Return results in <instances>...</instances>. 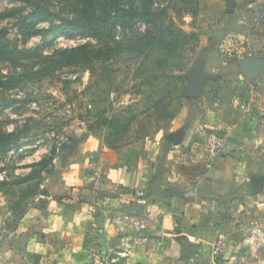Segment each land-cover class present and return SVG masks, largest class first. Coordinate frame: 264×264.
Wrapping results in <instances>:
<instances>
[{"label": "rangeland", "instance_id": "374dc122", "mask_svg": "<svg viewBox=\"0 0 264 264\" xmlns=\"http://www.w3.org/2000/svg\"><path fill=\"white\" fill-rule=\"evenodd\" d=\"M84 1L0 3V45L21 52L17 61L0 60V80H8L11 85L0 86V133L25 131L11 152L0 154V257L5 264L18 251L23 254L14 248L34 231L29 225L35 209L58 203L61 195L72 196L71 191H60V177L73 156L89 155L94 147L99 154L114 146L124 151L136 145H141L149 156L157 145L159 150L164 146L166 135L185 123L181 95L191 71H204V63L212 72L219 67L231 74L236 65L231 61L264 57V0H155L153 8H168V25L172 22L185 33H196L197 39L181 50L138 56L125 51L123 45L144 34L147 25L139 20L119 19L112 34L115 39L109 40L115 48L114 56H105L90 65L64 67L50 75H36V71L51 66L49 58L63 49L90 44L94 51H110L105 40L82 37L65 28L54 34H33L35 28H49L52 21L60 25L58 18L77 17ZM250 4L259 15L246 25L245 11L252 10H247ZM97 5L105 7L103 0H97ZM193 10L198 14L194 15ZM48 12L57 18L37 21ZM233 18L243 23V30L227 28ZM255 81H260L256 85L264 90V74L250 83ZM111 120L124 124L125 130L118 133L107 126ZM66 150L69 154L62 157ZM40 171L41 176L39 173L29 178ZM39 183L37 194L32 195ZM225 205L233 222L236 217L242 220L245 239L264 237V212L258 213V207L264 206V194L247 191ZM260 241L256 250L247 245L236 252L233 244H229V250L232 256L244 253L252 255L257 264H264V241Z\"/></svg>", "mask_w": 264, "mask_h": 264}, {"label": "crops", "instance_id": "0c3cea01", "mask_svg": "<svg viewBox=\"0 0 264 264\" xmlns=\"http://www.w3.org/2000/svg\"><path fill=\"white\" fill-rule=\"evenodd\" d=\"M247 8H252L245 11L249 25L259 11L253 4ZM234 66L231 72L240 78L219 81L213 73L230 71L218 67L212 72L203 65L214 79L206 81L197 102L203 112L199 125L185 129V141L172 144L166 158L158 145L149 156L141 145L99 154L94 147L89 155L73 156L60 177V191L72 196L61 195V202L35 209L29 225L34 231L14 248L23 254L18 251L6 264H234L231 257L237 264H257L252 255L232 256L229 244L236 252L247 245L256 250L264 237L245 239L242 220L235 216L233 222L225 204L249 192L246 185L253 175H264V90L256 85L260 81L250 83ZM208 134L227 141L215 159L202 151ZM164 159L167 176L156 180L152 192L149 181ZM164 181L193 190L188 196L171 191L167 199L157 190ZM258 208L264 212L263 205ZM219 235L225 236L228 248L224 256L215 257ZM4 260L0 257V264Z\"/></svg>", "mask_w": 264, "mask_h": 264}, {"label": "trees", "instance_id": "16d2710c", "mask_svg": "<svg viewBox=\"0 0 264 264\" xmlns=\"http://www.w3.org/2000/svg\"><path fill=\"white\" fill-rule=\"evenodd\" d=\"M5 0H0V3ZM10 1H25V0H10ZM105 7H99L97 5V0H85L79 5L78 16L74 18H58L60 20V25H56L51 22L49 28H40L33 31V34L38 35H48L54 34L62 28L72 30L76 34L81 35L82 37L99 39L102 42L105 40V44L108 47V50L99 49L94 51L91 49L90 44L79 45L70 49H63L59 51L54 57L49 58L51 66L42 68L36 71V75H50L52 72L59 70L64 67L77 66V65H90L96 60L101 59L105 56L108 58L114 56L115 48L110 46L109 40L115 39L112 34L114 30L118 27L119 19H130V20H139L145 25H147V30L144 34H141L136 40L130 41L127 45H123L124 50L130 53H134L138 56H145V54L154 53V52H165L170 53L173 51L181 50L189 46L192 41L197 39L196 33H185L182 29H178L171 22L170 25L166 23L168 18V8H153L155 0H103ZM194 15H197L198 12L192 11ZM246 14V12H245ZM53 18H57L53 13H45V16H39L37 21L50 22ZM231 23L227 28L234 31L243 30V23L239 22L237 19H230ZM245 21L250 20L244 18ZM244 21V24H245ZM58 28V29H57ZM165 31V32H164ZM215 38V37H214ZM121 45V44H119ZM216 45V44H215ZM213 45V46H215ZM213 50H211L212 52ZM21 52L17 48L14 50H9L4 46L0 45V60L7 59L9 61L19 60ZM232 63L236 62V67H238L237 59L231 61ZM204 65V63H202ZM238 69H236L237 71ZM217 72V71H216ZM239 72V70H238ZM235 74L234 72L231 75ZM231 75L218 74L216 75L219 78V81L232 77ZM182 80H187L185 77H180ZM0 86L9 87L10 81L0 80ZM199 99H183L181 98L182 108L185 110L184 120L185 129L188 131L192 130L198 120L202 116L203 112L199 110L197 102ZM107 126L113 129H117L118 133H121L125 130V125L115 121H107ZM25 131L17 130L9 133H0V154H7L12 151L15 144L19 141L22 134ZM117 149L115 146L111 147ZM172 144L165 140V144L162 147L161 155L166 158L168 152L171 150ZM64 157V156H62ZM66 157V156H65ZM165 162V159L162 163ZM44 163V162H42ZM162 166V165H161ZM40 173V174H39ZM168 170L166 168V163L163 164L159 173L152 177L149 181V189L153 192L155 189L156 180H160L167 176ZM41 176L40 172H34L30 175L29 178L34 175ZM162 187H157L158 191H162L160 194H163L165 198L169 199L170 192L175 191V193H182L188 196L191 194L192 190L190 187H185L183 185H178L168 181L162 182ZM37 187L36 191H33L32 195H36L38 192ZM248 190H252V183H247ZM250 188V189H249ZM84 200V199H83ZM83 202H86L83 201ZM24 214V213H22ZM23 216L20 215L19 219H22Z\"/></svg>", "mask_w": 264, "mask_h": 264}, {"label": "water", "instance_id": "95a60500", "mask_svg": "<svg viewBox=\"0 0 264 264\" xmlns=\"http://www.w3.org/2000/svg\"><path fill=\"white\" fill-rule=\"evenodd\" d=\"M214 36L220 37L221 34L215 33ZM238 67L241 75L249 82L257 76L264 74V60L261 58L248 57L240 59L238 61ZM201 68H199V70ZM201 70L198 71V69H195L189 74L187 84L181 95L183 99H199L202 96L203 87L206 81L214 79L205 70ZM185 138L186 130L184 127L165 136V139L174 146H180L185 141ZM68 151H62L61 155H68ZM251 179L253 193L256 195L261 193L264 190V175H253Z\"/></svg>", "mask_w": 264, "mask_h": 264}, {"label": "built area", "instance_id": "2783aa9c", "mask_svg": "<svg viewBox=\"0 0 264 264\" xmlns=\"http://www.w3.org/2000/svg\"><path fill=\"white\" fill-rule=\"evenodd\" d=\"M227 141L224 137L216 134L206 135L203 141L202 151L210 159L217 158L226 149ZM226 249V240L223 235H219L214 246L212 254L215 257H221Z\"/></svg>", "mask_w": 264, "mask_h": 264}, {"label": "clouds", "instance_id": "9594fccd", "mask_svg": "<svg viewBox=\"0 0 264 264\" xmlns=\"http://www.w3.org/2000/svg\"><path fill=\"white\" fill-rule=\"evenodd\" d=\"M113 177H115V173H113ZM66 179L68 180L69 183H73L74 182L71 177H66ZM58 223H59L58 219L53 221V226L55 227L56 224H58Z\"/></svg>", "mask_w": 264, "mask_h": 264}]
</instances>
